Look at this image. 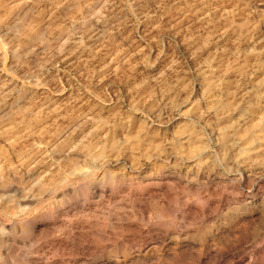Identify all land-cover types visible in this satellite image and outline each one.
Returning <instances> with one entry per match:
<instances>
[{"label": "bare ground", "instance_id": "obj_1", "mask_svg": "<svg viewBox=\"0 0 264 264\" xmlns=\"http://www.w3.org/2000/svg\"><path fill=\"white\" fill-rule=\"evenodd\" d=\"M110 2L79 13L93 22L92 40ZM249 4L263 14L264 0ZM228 24L205 36L223 40ZM261 25L245 67L211 86L160 79L126 84L127 101H0V264H264V17ZM71 38L31 33L24 57L47 43L61 53ZM163 66L161 75L175 65Z\"/></svg>", "mask_w": 264, "mask_h": 264}, {"label": "rangeland", "instance_id": "obj_2", "mask_svg": "<svg viewBox=\"0 0 264 264\" xmlns=\"http://www.w3.org/2000/svg\"><path fill=\"white\" fill-rule=\"evenodd\" d=\"M22 1L0 0V101L47 99L58 105L71 103L73 97L78 100L83 93L81 98L127 101L133 96L125 90L126 84L146 87L160 79L167 85L201 82L211 86L219 72L235 65L245 67L251 35L260 30L264 17V11H255L249 0H111L101 17L104 31L92 40L89 25L93 22L87 23L80 15L92 0ZM204 5L210 7L205 17L200 15ZM224 21L230 24V32L223 40L217 43L214 34L205 36L206 27ZM144 25L154 29L143 33L140 28ZM61 30L72 32L68 51L60 53L54 43H47L33 59L24 57L27 35ZM193 39L196 41L188 47ZM114 56L119 65L102 75L104 78L98 77ZM167 61L175 66L171 73L161 75ZM26 118L17 116L16 121L26 125L35 115Z\"/></svg>", "mask_w": 264, "mask_h": 264}]
</instances>
